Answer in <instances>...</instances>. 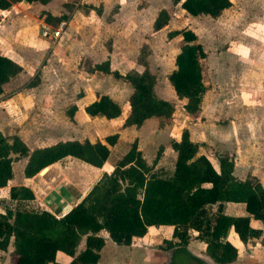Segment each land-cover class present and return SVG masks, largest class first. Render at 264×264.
I'll list each match as a JSON object with an SVG mask.
<instances>
[{"label":"rangeland","instance_id":"1","mask_svg":"<svg viewBox=\"0 0 264 264\" xmlns=\"http://www.w3.org/2000/svg\"><path fill=\"white\" fill-rule=\"evenodd\" d=\"M163 9L170 22L157 31L154 22ZM63 21L67 26L59 40L40 37V28H55ZM184 29L197 35L207 54L201 61L206 92L193 115L185 111L186 101L177 97L168 80L183 45L181 36L171 39L169 33ZM0 46L2 55L24 69L4 85L0 96V132L10 142L13 135H22L36 148L72 135L88 140L101 132L118 133L130 113L132 87L94 68L108 60L112 71L125 75L143 72L146 63L156 76L157 96L175 108L165 129H157L155 120L146 124L145 129L155 134L141 139L149 165L162 150L156 165L171 169V142L188 129L211 157L231 153L237 178L252 174L264 185V0H234L216 19L190 16L176 0H52L45 6L21 2L0 15ZM104 94L120 105L121 120L80 123L68 117L73 106H85ZM134 133L133 127L124 131L118 151L130 144ZM72 159L70 177H87L86 164ZM13 167L18 175L20 163ZM190 236L191 240L193 231ZM164 239L154 244L166 247ZM7 264H14L12 254Z\"/></svg>","mask_w":264,"mask_h":264},{"label":"trees","instance_id":"2","mask_svg":"<svg viewBox=\"0 0 264 264\" xmlns=\"http://www.w3.org/2000/svg\"><path fill=\"white\" fill-rule=\"evenodd\" d=\"M24 1L50 2L0 0V10ZM233 1L176 0L188 15L213 19L231 8ZM169 22L170 14L163 9L155 19L154 29L163 30ZM177 36L182 37L183 45L168 80L177 97L186 101L185 111L193 115L200 110L206 92L201 61L207 54L193 31L169 33L171 39ZM144 65L143 72L125 75L112 71L108 60L94 68L96 72L123 79L132 87L130 113L121 128L141 127L152 118L158 119L159 127L164 128L173 120V104L157 96L156 76ZM22 73L21 65L0 54V96L4 85ZM84 110L91 118L108 120L122 114L120 105L108 95L100 96ZM76 111L73 106L67 112L68 117L73 119ZM118 140L119 134L114 133L105 138V144L100 140L65 141L31 152L18 136L10 142L0 132V189L13 180L15 161L27 159L24 175L29 179L69 156L101 168L109 158L110 147ZM171 147L176 154L172 168L156 167L163 151L149 165L135 141L115 169L105 173L85 198L61 218L35 207L31 189L12 187L10 199L16 206L13 210L6 209L4 214L0 212V251L7 252L12 245L14 264H64L58 260L61 255L69 259L67 264H97L105 245L98 236L101 231H106L114 243L130 246L135 238L146 236L149 227L160 226L174 228L172 240L164 241L165 250L178 248L193 260L197 258L186 249L191 231L197 232L196 239L206 244V254L216 264H231L238 258V249L228 240L231 229L244 244L263 236L264 245V232L251 226L252 219L264 226V186L260 180L252 175L238 179L234 175L235 161L228 154L218 157L219 170H216L205 155L199 154V145L191 140L189 130L182 132L180 140H173ZM225 203L245 204L249 215H226ZM215 205L218 208L213 211ZM84 238L86 247L78 252Z\"/></svg>","mask_w":264,"mask_h":264},{"label":"crops","instance_id":"3","mask_svg":"<svg viewBox=\"0 0 264 264\" xmlns=\"http://www.w3.org/2000/svg\"><path fill=\"white\" fill-rule=\"evenodd\" d=\"M51 1L52 0H50L49 3L42 4V5L44 6L48 5L51 3ZM24 2L27 3L26 1ZM8 10H0V15L6 14ZM44 28H47V27L40 28V31H39L40 37H42L41 30ZM0 49H1V46H0ZM0 54L2 53L0 52ZM4 56L14 60L12 57L8 55H4ZM104 95H107V94H104ZM87 105L82 106V107L76 106L77 111L75 112L74 117H75V120H77V122L84 123L89 119H93L85 113L84 108ZM96 118L102 119L104 117H96ZM105 119H103L105 121L104 125L107 124ZM120 120H121V117H120ZM152 120H155L157 122V127H156L157 129L158 128L165 129L166 127H168L167 125L164 128H160L159 120L156 118H152V119L145 121L141 127L132 126L135 129L136 133L133 134V138L130 140V144L126 146L125 148L120 149L118 151L121 145V141L123 139L122 134L124 133L126 129L131 128V127L121 128V130L118 132L119 140L117 144L110 147L109 158L105 162L103 167L97 168V167H94V166H91L85 163L86 164L85 166H87L86 168H88L87 177L80 176L74 179L70 177V175L68 174V169L74 164V159H72L73 157H70V156L49 166L48 171L44 175H40L39 173L38 175L30 179L26 178L24 175V168L27 164V159L24 158V159L18 160L17 162L20 163L21 165L20 173L16 175L14 167H13V172H14L13 180H11L8 183L7 187L0 189V212L4 214L6 209L13 210L15 208L16 202L10 199V189L12 187L24 186L33 191L35 195V200L33 201V205L35 207H37L40 210L48 211L54 214L57 218L63 217L85 198L88 192L101 179V177L105 173L110 174L115 169L118 162L130 150L132 144L135 141L138 142L139 150L142 151V146H141L142 140L141 139H146V138L148 139L151 135H155L153 131L150 132L145 129L146 124ZM119 122L120 121L118 120L117 126L120 125ZM185 130H188V129H185ZM100 134L101 135H93L92 138L88 140L82 139L80 135H72L70 138L60 139V141H57L51 146L57 144L58 142H65V141H78L80 143L90 141L92 143H95L98 139L105 144V138L109 135H107L104 132H101ZM14 136H18L21 140H23L31 152L34 151L35 149L46 148L43 146L32 148L31 145L27 142V139H25L22 135H13L12 137ZM190 136H191V132H190ZM191 140H192V136H191ZM143 143H144V140H143ZM200 150H203L201 145L199 146V154L205 155L210 160L214 168L216 170H219V162H218L219 156L212 154L213 157H211L206 151L204 150L200 151ZM163 155H164V152L162 156ZM228 155L234 159V156L231 153H228ZM175 156H174V159H175ZM113 157H114V161L110 163ZM174 159H173V162H174ZM156 167H160V165H156ZM236 171H237V166H236V161H235L234 175L237 177ZM252 176H255V175H252ZM244 179H240V180H244ZM260 182L263 185V181H260ZM207 187H209V185H207ZM66 208H69V209L66 210ZM217 208H218V205L213 206V211H216ZM223 212L226 215L234 216V217L249 215L246 211L245 204L225 203ZM251 226L254 229H260L264 232V226L260 221L252 219ZM173 230L174 228L169 227V226L149 227L148 233L146 234V236H144L143 238H135L130 246L118 245L114 243L110 239L109 234L106 231H101L98 236L104 239L105 245L100 251L101 257L97 264H216L210 257L207 256L206 244L196 239L198 234L197 232H194V231H193V237L191 238L186 249L193 257H196L197 260L191 259L186 253H184L181 250H178V248H172L169 250H165V247H161L160 245L161 243H155L156 245L154 244V242H158L159 238H162V239L165 238L164 239L165 241H171ZM262 239H263V236L259 239L250 240L247 244H244L240 240L239 236L234 232V230L231 229L229 236H228V240L232 245H234L238 249V258L235 262L231 264H264V245L262 244ZM84 240L85 238L81 242L77 250L78 252L85 249V247L83 246ZM12 251H13L12 245L9 247L7 252L0 251V264L8 263V257L9 255L12 254ZM64 257L63 255H61L58 258V260L64 264H67L69 262V259L66 257L64 259Z\"/></svg>","mask_w":264,"mask_h":264},{"label":"built area","instance_id":"4","mask_svg":"<svg viewBox=\"0 0 264 264\" xmlns=\"http://www.w3.org/2000/svg\"><path fill=\"white\" fill-rule=\"evenodd\" d=\"M66 26L67 23L63 21L55 28H51V29L44 28L41 30V36L43 38L57 41L62 37Z\"/></svg>","mask_w":264,"mask_h":264},{"label":"water","instance_id":"5","mask_svg":"<svg viewBox=\"0 0 264 264\" xmlns=\"http://www.w3.org/2000/svg\"><path fill=\"white\" fill-rule=\"evenodd\" d=\"M48 171V167L44 168L41 172L40 175H44Z\"/></svg>","mask_w":264,"mask_h":264},{"label":"bare ground","instance_id":"6","mask_svg":"<svg viewBox=\"0 0 264 264\" xmlns=\"http://www.w3.org/2000/svg\"><path fill=\"white\" fill-rule=\"evenodd\" d=\"M69 209V208H66V210Z\"/></svg>","mask_w":264,"mask_h":264}]
</instances>
